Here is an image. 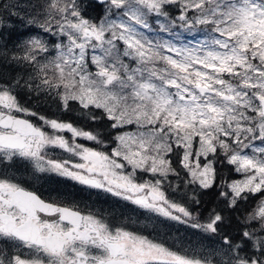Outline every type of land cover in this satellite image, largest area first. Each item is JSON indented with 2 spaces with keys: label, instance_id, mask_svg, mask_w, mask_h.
<instances>
[{
  "label": "snow or ice",
  "instance_id": "snow-or-ice-1",
  "mask_svg": "<svg viewBox=\"0 0 264 264\" xmlns=\"http://www.w3.org/2000/svg\"><path fill=\"white\" fill-rule=\"evenodd\" d=\"M96 8L99 22L78 0L34 5L27 22L56 39L23 41L11 61L31 71L0 78V264H264V0H96ZM153 20L169 39L148 35ZM181 31L201 38L182 43ZM21 91L54 97L65 110L78 102L105 130L41 115L20 103ZM50 148L78 162L49 158ZM220 155L244 174L220 193L228 207L261 194L236 236L222 231L221 213L201 222L162 190L181 176L174 157L185 185L211 188ZM18 165L185 224L214 246H168L46 200L9 175Z\"/></svg>",
  "mask_w": 264,
  "mask_h": 264
},
{
  "label": "trees",
  "instance_id": "trees-1",
  "mask_svg": "<svg viewBox=\"0 0 264 264\" xmlns=\"http://www.w3.org/2000/svg\"><path fill=\"white\" fill-rule=\"evenodd\" d=\"M90 5V6H89ZM82 13L86 18L91 20H96L99 22L98 17L103 14V9L96 8V2L94 0H83L82 4ZM176 9L172 8V15H176ZM20 20L16 19V27H22L20 25ZM5 33H7V27L4 26L0 31V45L5 38ZM17 37V28H15L5 39V50L11 49L12 37ZM11 59L5 60L0 55V78L4 80H12L13 78H19L18 73ZM23 99L25 100H42V107L40 110L41 115L48 116L49 118L60 119L64 122H71L74 126L82 128L86 131H104L102 127V121L96 120L93 121L87 115V110L81 109L78 102L72 101L71 110L63 109L62 104L58 99L49 100L46 99L44 95L37 98L36 95L28 94L27 92L23 93ZM18 100L20 103H23V100L20 95H18ZM74 104V106H72ZM32 106V105H30ZM38 111V110H36ZM34 119V118H33ZM35 122V121H34ZM66 138H70V133H63ZM77 142L82 143L81 139ZM110 144V142H109ZM92 147H96L92 142ZM111 145V144H110ZM173 166L177 167L181 171V176H169L170 184L173 186L171 188L168 198L174 200L177 203H180L193 210L194 215H198L201 222H205L210 213L213 211L221 213L225 217V222L222 225V231L224 233L236 236L238 232L242 231L243 225L242 220L251 211L260 201L261 194L257 193L254 196H249L246 201H238L239 209L233 210L228 207V203L223 196L220 195L221 191L225 189L227 184H230L232 181L241 179V174L236 172L235 167L227 163L225 158H218L215 163L216 168V180L213 186L209 189H199L196 186H187L183 183V180L186 178L185 172L180 168L178 164V158H173ZM196 187L195 198L199 200V204H194L190 197L193 196V188ZM195 232V230L193 231ZM217 240L219 237L216 238Z\"/></svg>",
  "mask_w": 264,
  "mask_h": 264
},
{
  "label": "rangeland",
  "instance_id": "rangeland-1",
  "mask_svg": "<svg viewBox=\"0 0 264 264\" xmlns=\"http://www.w3.org/2000/svg\"><path fill=\"white\" fill-rule=\"evenodd\" d=\"M1 1V8L3 13V16L6 18L5 19V26L7 27V33H5V38L2 41V44L0 45V54L2 53H7L9 59H11L12 54L15 52L16 54L19 53L18 45H20L23 41L29 39L30 37L37 36L39 35L41 38L46 39L49 41L51 44V41L55 40V37L51 36H46L41 29H39L37 26L29 24L28 17L30 14L33 12V6L36 5L39 2H42V0H0ZM78 2L83 4V0H78ZM10 5H13L12 7H9ZM16 19L20 20V25L22 27H16ZM96 21V20H94ZM153 23V28L155 29L154 32L148 33V35L153 38V39H169V34L160 32L159 31V26L156 24L155 20L152 21ZM15 28H17V37L13 36L12 37V47L9 50L7 48L5 50V39L7 35H9ZM179 38L181 42H190V43H195L197 40H199L201 37L199 35H196L194 32H184L181 31L179 33ZM175 39V37H173ZM122 47V46H121ZM2 56V55H1ZM3 57V56H2ZM14 63V62H13ZM19 74V78L22 76H25L26 71H31V69L25 70L22 65L19 64H13ZM23 91L19 93L21 96L23 103H21L24 107H28L33 111L38 110L40 112L41 107H42V100H25L23 99ZM46 99L49 100H55L56 98L54 97H48L44 95ZM32 105V106H30ZM74 106V104H72ZM64 109V108H63ZM100 112L101 110H97ZM41 114V113H40ZM92 143V142H91ZM258 143V142H257ZM86 145V144H85ZM89 147H92L93 145H86ZM96 147H99L95 145ZM58 153H53L49 155V158L53 159H69L67 158L62 149L56 148ZM52 149H47V152L50 153ZM55 150V149H53ZM218 158H224L223 155H220ZM72 159V158H71ZM203 159V158H202ZM78 162V161H77ZM234 166V165H233ZM235 167V166H234ZM19 169V170H17ZM8 172L12 174H18V173H24V172H32L31 169L28 171H25L22 167L19 165L15 168H10L8 169ZM237 172V171H236ZM37 176L42 177V182H45L46 184H40V185H35L32 186L34 189H38L43 195L48 196V197H53L52 189L54 186L50 184L51 176L53 173H35ZM238 174H241V179H244V174L241 172H238ZM23 175V174H22ZM152 177L147 174L143 175V179L148 180L151 179ZM40 180V179H39ZM235 180V181H239ZM41 181V180H40ZM233 182V181H232ZM231 182V183H232ZM170 180L168 178L167 181H165L164 185L162 186V190L165 191V194L168 195L170 194L171 188ZM187 188V185H186ZM94 192V191H93ZM78 194H84L81 192H78L75 190V192L72 195H78ZM111 196V195H110ZM109 197V196H108ZM94 200L99 201L98 198L93 197ZM101 204L100 209H90V208H85V212H93L95 214H101L103 217L110 221L111 223L117 225L114 223L115 217L121 216L122 219L124 220V223L122 224L123 227H126L127 229L133 228L136 226V222L138 226L142 227H149L152 228L153 224H150L148 222H145L143 220H138L136 219L137 216L134 214L132 217L130 214H128V211H135L136 213L138 212V206L136 209L130 210L131 207H128L126 205V202L128 201H115L113 198L109 197L107 201H105L103 204L101 201H99ZM107 203V204H105ZM130 203V202H129ZM90 204V202H88ZM94 206V204H92ZM131 206V205H129ZM163 217V216H161ZM194 229L189 228L185 224H181L177 221H173L169 219L168 224H163V222H157L155 225V232L154 234L150 237V239L156 240L158 242H165L168 246H180L183 244L185 247H195L196 249H199L201 246L207 248V247H212L214 246V241L210 238H204L201 239L202 234H199L196 232H193Z\"/></svg>",
  "mask_w": 264,
  "mask_h": 264
},
{
  "label": "flooded vegetation",
  "instance_id": "flooded-vegetation-1",
  "mask_svg": "<svg viewBox=\"0 0 264 264\" xmlns=\"http://www.w3.org/2000/svg\"><path fill=\"white\" fill-rule=\"evenodd\" d=\"M73 159L75 161H78V158H73ZM9 175L11 174L9 173ZM20 177H23V175ZM49 182L54 186V188L52 189V193L54 194L53 197L45 196L38 189H32L26 186L25 184L23 186L27 187L29 190L35 191L38 195H41V197L46 200L61 203L67 206L78 207L79 210H81L82 212H85L84 207L90 209H100L101 204L99 201H101L103 204L105 201H107L109 197L113 198L115 201H121V199L117 197L110 196L111 194L105 193L101 190L90 188L85 185H81L76 181H72L69 178L59 176L55 173L52 174L51 180ZM35 183L37 185L46 184L45 182H41L40 180H38L37 182L35 181ZM75 190L84 194L72 195L75 192ZM93 197L98 198L99 201L94 200ZM88 202H90V204H88ZM92 204H94V206H92ZM126 205L128 207H131L130 210L136 209L137 207L136 205H133L129 202H126ZM128 214H130L132 217L134 216V214H136L137 216L136 219L143 220L145 222L153 224V227L149 228V227L138 226L136 222V226L128 229L130 231L136 232L139 235L147 236L148 238H150L154 234L155 225L157 222H163V224H168L169 222L168 218L161 217L156 213H152L141 208H138L137 213L135 211H128ZM114 223H116L118 226H123L122 224L124 223V220L122 219L121 216H118L115 217Z\"/></svg>",
  "mask_w": 264,
  "mask_h": 264
},
{
  "label": "bare ground",
  "instance_id": "bare-ground-1",
  "mask_svg": "<svg viewBox=\"0 0 264 264\" xmlns=\"http://www.w3.org/2000/svg\"><path fill=\"white\" fill-rule=\"evenodd\" d=\"M95 2H96V0H94ZM3 13H5L4 11H2V8H1V1H0V31H1V29H3V27L5 26V17L3 16ZM6 14V13H5ZM53 153H58V151H57V149L55 148V150H51L50 151V153H48V156L50 155V154H53ZM65 153V155L64 156H66L67 158H77V157H71V155L69 154V153H66V152H64ZM74 160V159H73ZM75 161V160H74ZM19 174V175H18ZM17 175L16 174H12V175H15L16 176V178L18 179V180H20V181H23V182H25L24 184L26 185V186H28V187H30V188H32V186H35V185H37L36 183H35V181L37 182L39 179L41 180V182H42V177H40V176H37L36 174L35 175H33V173L32 172H24V173H18ZM22 174H23V177H20V176H22ZM32 189H34V188H32Z\"/></svg>",
  "mask_w": 264,
  "mask_h": 264
}]
</instances>
